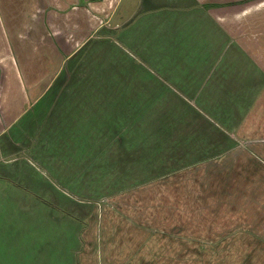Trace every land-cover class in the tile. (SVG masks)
Wrapping results in <instances>:
<instances>
[{
  "label": "crops",
  "instance_id": "crops-1",
  "mask_svg": "<svg viewBox=\"0 0 264 264\" xmlns=\"http://www.w3.org/2000/svg\"><path fill=\"white\" fill-rule=\"evenodd\" d=\"M125 1L0 0V179L17 190L15 203L29 213L42 206L43 195L34 188L41 159L80 160L88 175L96 167L112 165L113 154L116 167L121 161L129 169L119 174L111 168L119 180L124 176L149 183L164 176L167 181L169 173L155 177L154 169L136 178L138 160L152 163L145 154L151 147H163L152 137L142 146L144 136L131 133L149 131L140 122L158 118L152 114L157 108L166 117L184 113L191 117L190 127L210 134L204 145L206 158L188 163L189 168L205 167L201 183L208 182L210 191L225 181L234 189L241 182L262 188L264 213V0ZM101 65H113L117 76L125 67L155 65L159 84L153 85L150 97L140 100L146 102L140 110L134 105L138 96L132 92L133 78L130 91L117 88L120 93L109 92L111 97L96 91L103 77ZM81 68L85 74H80ZM87 69L95 71V77ZM105 111L110 113L106 117L121 120L120 125L105 122L91 128L88 119L99 120ZM158 128L156 140L162 128L166 130ZM107 132L122 136L108 146ZM145 196L157 197L149 190ZM115 203L107 205L114 209L109 237L103 242L109 254L104 264H125L134 256L137 264H168L174 242L182 249L177 258L185 263L188 245H213L203 237L182 236V228L179 237L171 236L169 219L176 214L183 219L187 208L151 204L164 216L162 221L140 225L136 204L121 208ZM92 217L79 264H100L97 252L104 239L96 241L94 231L101 225ZM256 240L264 247L263 235ZM127 243L134 250H123L120 258L118 245ZM200 250L195 253L202 254ZM38 261L32 256L31 262Z\"/></svg>",
  "mask_w": 264,
  "mask_h": 264
},
{
  "label": "rangeland",
  "instance_id": "rangeland-1",
  "mask_svg": "<svg viewBox=\"0 0 264 264\" xmlns=\"http://www.w3.org/2000/svg\"><path fill=\"white\" fill-rule=\"evenodd\" d=\"M131 1L133 0H126L125 5ZM112 66L101 65L103 77H101L100 87L96 86V91L100 90L99 92L103 95L111 92L114 96L120 93L117 88H126L130 91L131 78H133L135 86L133 85L132 92L138 96L134 105H139L141 110L146 106V102L140 100L150 97L154 93L153 85L157 82L159 84L158 77L161 76V74L159 76V70L154 68L155 65L151 67L135 65L136 67H131V70L125 67L123 75L117 76L113 74ZM80 70V74L81 72L85 74L83 68ZM91 71L93 73L88 70L90 75L95 77V71ZM88 72L86 77L89 76ZM138 81L141 86H138ZM121 91L123 95L126 94L123 89ZM107 96L112 95L109 93ZM156 111L157 108L152 114L160 115L158 118L152 116V119H147L143 113L144 118L140 122L144 129H149L147 132L152 133L148 135L145 131L139 134L138 130H133L131 133V136L135 138H139V135L144 136L141 139L142 146L148 144L147 139L152 137L151 141L163 147L156 150L150 143L151 152L145 154V157H150L148 159L152 163H145L140 158L138 166L135 167L136 178L145 177L154 169L152 173L155 177L163 173H169V176L174 174L171 177L168 176L167 181H163L164 176H159V179L156 178L149 183L131 181L124 176L119 180L120 176L115 177L111 174V168H114L116 173L118 170L119 174L129 169L123 166L121 161L116 167L118 160H114L111 151H107V155L108 157L111 155L109 161L112 165L104 164V167L99 169L96 167L88 175L82 171L80 160L70 162L65 158L41 159L38 165L39 174H36L37 184L34 188L43 195V202L39 209L29 213L21 211L15 203L17 198L14 194L16 195L17 190L8 188L7 184L0 179V264H35L31 262L32 256L38 257L39 264H79L84 253L83 249L86 248V234L89 226L91 230L93 228L92 216L95 220L97 218L101 225V227L96 226L94 234L97 242L104 239L99 244L97 252V260L99 259L100 264H104L109 254L103 242L106 243V239L108 240L109 230H111L110 217L114 209L107 205H113V202L121 208H129L136 204L140 208L138 211L140 225H146L148 222L156 224L162 221L164 216L155 213L151 204H164L181 211L187 208L183 219L180 214L169 219L167 227L173 231L171 236L179 237V229L182 228V236L184 234L186 238L203 237L204 241L205 239L212 241L213 245H210V242L202 247L188 245L185 248L188 261L183 263L177 258L182 249L180 246H175L176 242H174L170 247L171 256L168 264H264V252H262L264 247L256 240L262 239V235L264 237L262 188H249L247 183L241 182L234 189L231 183L225 181L215 183L217 187L213 191L211 188L210 191L208 182H200V175L205 167H200L202 170L195 167L189 168L188 164L190 161L206 158L209 154L204 145L206 140H209L210 134L199 133L190 127L191 117L185 118L187 116H184V113L170 112L166 117L164 113L161 114L162 109ZM107 115L110 113L107 112ZM107 115L105 111L104 116L99 120L96 117L90 121L88 119L91 128L104 126L105 122L110 125H120L121 120L119 123L114 117H106ZM79 126L82 125L79 124ZM157 126L165 127L166 130L162 128L156 140L157 133L160 131V128L156 129ZM106 136L105 143L110 146V143L122 134L118 132L114 136L113 133L107 132ZM53 152V150L49 151L50 154ZM177 173L179 174L176 175ZM118 190L119 192H116ZM148 190L149 193L150 191L156 193L157 197L154 200L145 196ZM115 192L117 197L114 195L105 198ZM216 209L218 212L213 215L212 212ZM117 215L120 216L118 213ZM233 226L240 229L233 230L230 228ZM197 232L200 235L195 236ZM131 247V243L123 247L118 245V256L121 258L125 249L127 253L133 252L134 246ZM197 249L202 251V254H196ZM139 257L141 260V257L145 256ZM134 259H137V256L129 259L125 264H137ZM28 260H31V263Z\"/></svg>",
  "mask_w": 264,
  "mask_h": 264
}]
</instances>
